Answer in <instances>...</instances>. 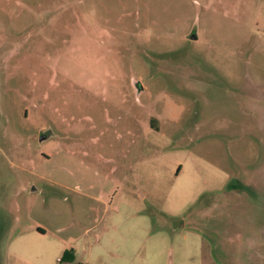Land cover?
Masks as SVG:
<instances>
[{
    "label": "rangeland",
    "instance_id": "obj_1",
    "mask_svg": "<svg viewBox=\"0 0 264 264\" xmlns=\"http://www.w3.org/2000/svg\"><path fill=\"white\" fill-rule=\"evenodd\" d=\"M1 236L0 264H264V0H0Z\"/></svg>",
    "mask_w": 264,
    "mask_h": 264
},
{
    "label": "crops",
    "instance_id": "obj_2",
    "mask_svg": "<svg viewBox=\"0 0 264 264\" xmlns=\"http://www.w3.org/2000/svg\"><path fill=\"white\" fill-rule=\"evenodd\" d=\"M136 212H135V209L134 208H131V211L128 214L129 218L130 219L135 218ZM37 233L40 234V235L45 234V229H43L42 227H39V229L37 230ZM1 238H2V236L0 237V241H1ZM134 255H135V251L133 252L132 257L130 256L129 258L132 259ZM134 260H135L136 264H148L149 262L150 263L152 262V261H148L147 259H144L142 261V260H140L139 257H134ZM86 262L90 263V261H86ZM66 264H84V263H82L80 260H78L77 258H75L74 255H69V258H68Z\"/></svg>",
    "mask_w": 264,
    "mask_h": 264
},
{
    "label": "water",
    "instance_id": "obj_3",
    "mask_svg": "<svg viewBox=\"0 0 264 264\" xmlns=\"http://www.w3.org/2000/svg\"><path fill=\"white\" fill-rule=\"evenodd\" d=\"M193 38H196V36L193 35ZM45 138H46V136H44V135H42V136L40 137L41 140H44Z\"/></svg>",
    "mask_w": 264,
    "mask_h": 264
},
{
    "label": "trees",
    "instance_id": "obj_4",
    "mask_svg": "<svg viewBox=\"0 0 264 264\" xmlns=\"http://www.w3.org/2000/svg\"><path fill=\"white\" fill-rule=\"evenodd\" d=\"M69 258V257H68Z\"/></svg>",
    "mask_w": 264,
    "mask_h": 264
}]
</instances>
